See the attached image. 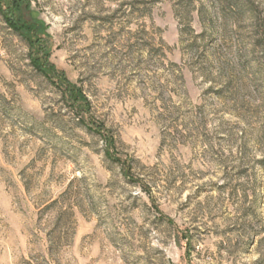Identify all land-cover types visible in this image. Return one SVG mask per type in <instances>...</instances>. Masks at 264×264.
<instances>
[{
  "label": "rangeland",
  "instance_id": "obj_1",
  "mask_svg": "<svg viewBox=\"0 0 264 264\" xmlns=\"http://www.w3.org/2000/svg\"><path fill=\"white\" fill-rule=\"evenodd\" d=\"M29 2L56 74L0 16V264H264V0Z\"/></svg>",
  "mask_w": 264,
  "mask_h": 264
},
{
  "label": "trees",
  "instance_id": "obj_2",
  "mask_svg": "<svg viewBox=\"0 0 264 264\" xmlns=\"http://www.w3.org/2000/svg\"><path fill=\"white\" fill-rule=\"evenodd\" d=\"M3 1L5 3L6 0H0V16L2 17V20L4 21L5 25L8 29H10L12 32L18 34L20 38H22L28 45V60L30 63V66L43 75L48 80H51L55 76L54 68L49 64L47 61L48 53H47V46L46 43L43 41H34L32 40V33H38L43 30L42 26L38 23H30L27 20H24L21 17L23 10H29L30 9V2L29 0H11L8 1L6 4V12L9 10H12L10 12L9 16H6L5 11H3ZM24 5V7H21V5ZM13 11H16L18 15L13 14ZM36 46V47H35ZM65 83V82H63ZM67 91L69 92V97L72 96L73 90L70 86L66 85ZM75 98L79 97V93H75ZM73 96V97H74ZM113 161H116L121 164L120 159H114ZM122 165H124L122 163ZM122 168H124L122 166ZM126 170H123V175L125 178L129 177V170L126 168Z\"/></svg>",
  "mask_w": 264,
  "mask_h": 264
}]
</instances>
